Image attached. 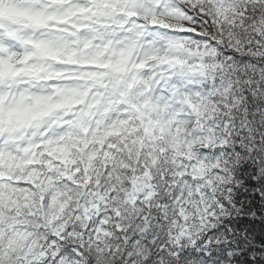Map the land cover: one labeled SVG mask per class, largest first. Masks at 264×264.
I'll list each match as a JSON object with an SVG mask.
<instances>
[{
    "label": "snow or ice",
    "instance_id": "6c2138e0",
    "mask_svg": "<svg viewBox=\"0 0 264 264\" xmlns=\"http://www.w3.org/2000/svg\"><path fill=\"white\" fill-rule=\"evenodd\" d=\"M0 264H264V0H0Z\"/></svg>",
    "mask_w": 264,
    "mask_h": 264
}]
</instances>
